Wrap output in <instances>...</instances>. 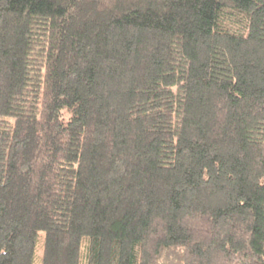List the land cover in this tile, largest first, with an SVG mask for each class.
Segmentation results:
<instances>
[{
	"label": "trees",
	"instance_id": "1",
	"mask_svg": "<svg viewBox=\"0 0 264 264\" xmlns=\"http://www.w3.org/2000/svg\"><path fill=\"white\" fill-rule=\"evenodd\" d=\"M264 264V0H0V264Z\"/></svg>",
	"mask_w": 264,
	"mask_h": 264
},
{
	"label": "rangeland",
	"instance_id": "2",
	"mask_svg": "<svg viewBox=\"0 0 264 264\" xmlns=\"http://www.w3.org/2000/svg\"><path fill=\"white\" fill-rule=\"evenodd\" d=\"M41 255H42V234L37 241L33 264H41Z\"/></svg>",
	"mask_w": 264,
	"mask_h": 264
}]
</instances>
